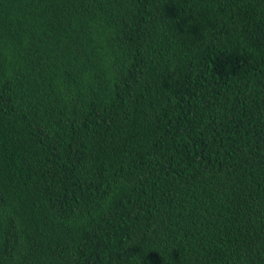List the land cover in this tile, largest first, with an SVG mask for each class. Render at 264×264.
<instances>
[{"label": "trees", "instance_id": "trees-1", "mask_svg": "<svg viewBox=\"0 0 264 264\" xmlns=\"http://www.w3.org/2000/svg\"><path fill=\"white\" fill-rule=\"evenodd\" d=\"M0 264H264V0H0Z\"/></svg>", "mask_w": 264, "mask_h": 264}]
</instances>
